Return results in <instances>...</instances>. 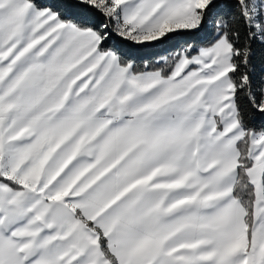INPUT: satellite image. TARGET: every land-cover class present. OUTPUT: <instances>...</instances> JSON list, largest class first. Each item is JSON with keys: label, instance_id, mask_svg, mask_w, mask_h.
Instances as JSON below:
<instances>
[{"label": "snow or ice", "instance_id": "6c2138e0", "mask_svg": "<svg viewBox=\"0 0 264 264\" xmlns=\"http://www.w3.org/2000/svg\"><path fill=\"white\" fill-rule=\"evenodd\" d=\"M0 264H264V0H0Z\"/></svg>", "mask_w": 264, "mask_h": 264}]
</instances>
